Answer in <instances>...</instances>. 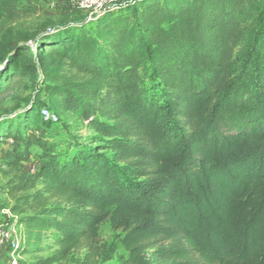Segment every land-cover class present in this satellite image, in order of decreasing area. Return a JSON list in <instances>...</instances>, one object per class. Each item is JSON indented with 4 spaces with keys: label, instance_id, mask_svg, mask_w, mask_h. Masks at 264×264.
I'll return each instance as SVG.
<instances>
[{
    "label": "trees",
    "instance_id": "16d2710c",
    "mask_svg": "<svg viewBox=\"0 0 264 264\" xmlns=\"http://www.w3.org/2000/svg\"><path fill=\"white\" fill-rule=\"evenodd\" d=\"M35 13L0 0L7 22ZM83 16L34 37L50 56L45 101L0 119L17 254L56 245L19 264L77 250L97 264L107 220L124 233L121 264H264V0H121ZM27 54L0 58V93ZM73 115L101 145L56 151L42 127Z\"/></svg>",
    "mask_w": 264,
    "mask_h": 264
},
{
    "label": "rangeland",
    "instance_id": "374dc122",
    "mask_svg": "<svg viewBox=\"0 0 264 264\" xmlns=\"http://www.w3.org/2000/svg\"><path fill=\"white\" fill-rule=\"evenodd\" d=\"M18 1L33 4L36 13L15 22H7L0 14V58L15 48H21L22 51L28 53V57H26L27 64L25 65L30 66H27L28 68L22 75L16 76L10 82L11 84L7 90L0 93V119L19 113L26 109L32 101H45L42 91V75L39 67L46 65L50 56H34L38 53V50L33 47L34 37L50 27L68 21H78L84 17L83 14L85 13L84 10L77 6V0ZM42 130L58 152L73 151L76 145L91 148L94 145L102 144L96 134L87 130L86 123L80 115L60 116L58 123H46L43 125ZM35 151L36 149H34ZM105 154L110 155L109 152H105ZM4 182L5 179L1 177L0 185H3ZM0 201L12 203V200L2 192V188L0 189ZM0 219L8 220L1 213ZM21 229L23 233V227ZM98 235L99 244L103 246V249L93 256V260L97 264H121V261L127 257V252L123 245L124 233L113 229L107 220L100 224ZM36 247L38 248L35 253L23 254L20 256L19 261L22 263L30 262L34 257H46L56 250V245L46 238L42 239ZM85 255L86 252L84 250H77L67 260H61L54 264H81L85 259Z\"/></svg>",
    "mask_w": 264,
    "mask_h": 264
},
{
    "label": "built area",
    "instance_id": "2783aa9c",
    "mask_svg": "<svg viewBox=\"0 0 264 264\" xmlns=\"http://www.w3.org/2000/svg\"><path fill=\"white\" fill-rule=\"evenodd\" d=\"M118 1L121 0H77L76 4L84 10L89 20L104 6ZM40 113L52 122L58 121L57 115L51 113L47 107H42ZM5 217L8 220L0 219V264H19L20 255L17 254V249L24 239L22 226L16 225V217L8 212H5Z\"/></svg>",
    "mask_w": 264,
    "mask_h": 264
}]
</instances>
